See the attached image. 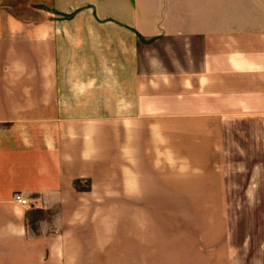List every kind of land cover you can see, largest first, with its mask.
Masks as SVG:
<instances>
[{"label":"crops","instance_id":"obj_1","mask_svg":"<svg viewBox=\"0 0 264 264\" xmlns=\"http://www.w3.org/2000/svg\"><path fill=\"white\" fill-rule=\"evenodd\" d=\"M0 264H264V0H0Z\"/></svg>","mask_w":264,"mask_h":264},{"label":"built area","instance_id":"obj_2","mask_svg":"<svg viewBox=\"0 0 264 264\" xmlns=\"http://www.w3.org/2000/svg\"><path fill=\"white\" fill-rule=\"evenodd\" d=\"M13 198H14V200H15L16 202H18L19 204H23V205H28V204H29L28 200H27L26 198H24V197L22 196V194H20V193H15V194L13 195Z\"/></svg>","mask_w":264,"mask_h":264}]
</instances>
